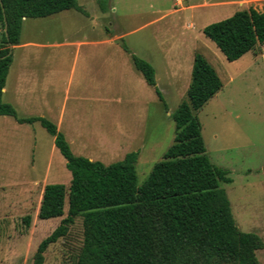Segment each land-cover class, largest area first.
I'll return each mask as SVG.
<instances>
[{
	"label": "rangeland",
	"instance_id": "obj_1",
	"mask_svg": "<svg viewBox=\"0 0 264 264\" xmlns=\"http://www.w3.org/2000/svg\"><path fill=\"white\" fill-rule=\"evenodd\" d=\"M77 2L85 15L71 9L26 19L21 35L47 45L30 47L23 57L31 58L27 68L42 73L45 89L49 82L54 86V120L46 117L56 124L62 117L59 130L73 153L110 164L139 151L141 185L175 141L172 115L188 100L194 56L200 53L223 82L197 112L207 155L230 171L232 183L221 185L238 227L264 242V46L231 62L203 33L239 10L262 11L264 0ZM3 32L0 22V46ZM124 45L154 66L164 102L135 69ZM17 111L27 115L23 108ZM53 146L39 123L0 116V264H33L41 241L66 216L67 206L61 218L38 217L44 187H69L72 179L66 159ZM83 240L79 216L67 235L48 247L45 264H77ZM257 256L264 264V248Z\"/></svg>",
	"mask_w": 264,
	"mask_h": 264
},
{
	"label": "trees",
	"instance_id": "obj_2",
	"mask_svg": "<svg viewBox=\"0 0 264 264\" xmlns=\"http://www.w3.org/2000/svg\"><path fill=\"white\" fill-rule=\"evenodd\" d=\"M0 22L7 38L0 46V116L20 124L39 123L55 139L72 174L70 186L44 187L38 217L61 218L60 224L39 244L33 264H45V252L65 237L77 217H83L84 240L77 264H259L264 248L260 235L242 231L234 218L222 183H232L230 171L207 155L197 112L221 89L223 82L207 58L196 53L188 100L172 115L176 127L173 145L148 178L138 184L136 163L140 152L105 164L73 153L57 124L46 117L20 116L3 100L13 63L10 46L21 42L23 23L66 10L86 14L77 0H1ZM228 61H236L264 46V8L239 10L203 29ZM135 69L153 87L161 101L154 66L133 53ZM25 222L29 225L30 216Z\"/></svg>",
	"mask_w": 264,
	"mask_h": 264
},
{
	"label": "crops",
	"instance_id": "obj_3",
	"mask_svg": "<svg viewBox=\"0 0 264 264\" xmlns=\"http://www.w3.org/2000/svg\"><path fill=\"white\" fill-rule=\"evenodd\" d=\"M114 41L115 40H110L111 43H113ZM44 46L47 45L34 43L30 40H23V37L21 36L20 44L14 45L12 47L13 63L10 68L11 71L9 72L6 86L4 88L3 97L14 107L16 106L18 110L20 108H23L27 112V115H24V117L48 116L52 118V120H54L52 117L53 115H51L54 111L53 98L55 96L54 93H56L54 91V86L51 85V83L49 82L47 85L48 88L45 89V84H43L42 73L36 69L27 68L31 58L23 57L25 55H28V48H40ZM37 60L38 58L36 59V61ZM61 120L62 117H59L57 121L58 128H60ZM65 136L70 143V140L68 139L67 135ZM53 140L55 145V139L53 138ZM55 149H57L56 146H53V150ZM89 159L93 160V158L91 157Z\"/></svg>",
	"mask_w": 264,
	"mask_h": 264
},
{
	"label": "water",
	"instance_id": "obj_4",
	"mask_svg": "<svg viewBox=\"0 0 264 264\" xmlns=\"http://www.w3.org/2000/svg\"><path fill=\"white\" fill-rule=\"evenodd\" d=\"M1 4H2V1L0 0ZM4 31H5V34L7 36V38L9 39V35H8V24H7V21H6V18H5V27H4ZM10 53H12L13 49H12V46L10 47Z\"/></svg>",
	"mask_w": 264,
	"mask_h": 264
},
{
	"label": "built area",
	"instance_id": "obj_5",
	"mask_svg": "<svg viewBox=\"0 0 264 264\" xmlns=\"http://www.w3.org/2000/svg\"><path fill=\"white\" fill-rule=\"evenodd\" d=\"M176 2H177L178 4H181V3L183 2V0H176Z\"/></svg>",
	"mask_w": 264,
	"mask_h": 264
}]
</instances>
